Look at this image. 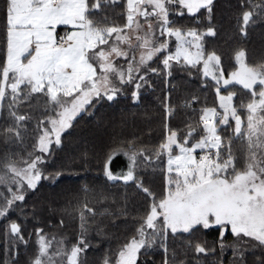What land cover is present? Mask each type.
Wrapping results in <instances>:
<instances>
[{
    "label": "snow or ice",
    "instance_id": "obj_1",
    "mask_svg": "<svg viewBox=\"0 0 264 264\" xmlns=\"http://www.w3.org/2000/svg\"><path fill=\"white\" fill-rule=\"evenodd\" d=\"M237 8L240 35L264 23V0H237ZM213 9L214 0H0V219L11 264H21L33 236L24 264H85L81 254L93 231L105 234L104 218L130 225V235L103 264H149L141 257L152 255L161 258L151 264H192L188 250L197 264L198 254L218 251L216 264H224L228 249V264H264V61L248 62L240 48L226 65L207 49L205 37L217 35ZM178 72L211 90L212 104L194 92L173 103ZM154 78L165 84L159 140L115 139L99 159L107 181L142 198L135 212L127 192L118 202L84 187L83 201L65 209L79 223L75 243L38 222L28 232L37 211L26 209L27 199L42 180L61 176L49 173L48 161L74 121L124 94L138 101ZM177 115L185 119L173 125ZM30 128L31 150L21 154L14 149ZM80 159L87 163L88 153ZM213 232L218 239L209 243ZM177 241L180 252L171 246Z\"/></svg>",
    "mask_w": 264,
    "mask_h": 264
},
{
    "label": "trees",
    "instance_id": "obj_2",
    "mask_svg": "<svg viewBox=\"0 0 264 264\" xmlns=\"http://www.w3.org/2000/svg\"><path fill=\"white\" fill-rule=\"evenodd\" d=\"M258 3L259 0H253ZM119 11V9H117ZM239 15L237 8V0H214L213 24L217 30L214 37H205V44L208 50H215L220 54L227 65L234 64V52L243 48L247 53V59L250 63H258L264 61V23H257L255 26L247 30V35L242 36L238 31L236 18ZM206 16V13H205ZM187 22V21H184ZM206 22V21H205ZM176 81L180 86L179 93H173L172 102L180 103L183 98L195 93L200 97L201 102L207 99L209 105L212 104L214 93L211 90H202L198 82L193 78L191 82L183 73H176ZM155 79L153 88L143 91L138 101L133 102L129 95L124 94L119 97V101L111 104L98 105L94 114H82V118L78 117L74 121L73 128L67 130L63 137L61 148H57L54 155L49 159V173L60 172L61 176L58 180L52 179L42 180L41 186L36 192L27 199L26 209L35 206L37 217L35 220L29 221L27 231H33V225L39 223L45 228V231L51 235H55L57 240L64 239L70 247L79 233L78 220H74L68 215L65 209L72 210L73 205L82 202L84 193L82 189L88 187L96 191L103 190L110 196L115 197L119 202L125 192H127L130 203L129 211L135 212L132 204L138 203L142 198L135 193L134 188H125L123 182L107 181L100 167L99 159L106 146L115 139L126 138L131 139L139 137L140 143L146 145L155 144L162 131V99L165 94V84L159 79ZM201 104L195 105L197 109ZM190 112L191 110H185ZM183 115H177L172 121L173 125H180L184 120ZM182 126V125H181ZM31 132L25 137L23 145L16 146L15 151L23 154L30 149ZM5 145L0 138V156L4 154ZM88 153V162L83 163L80 159L83 153ZM115 171H120L123 164L126 163L124 157L115 158ZM110 167H112L110 165ZM48 175V173H46ZM113 209L115 205H110ZM102 208L104 205H96ZM15 218V214H13ZM63 219V226L60 221ZM100 220V217H97ZM6 221L0 219V264H11V259L5 251L3 243V226ZM119 227H112L108 218H104L102 225L105 226V234L97 236L93 231L90 234V248L81 254V260L85 264H103L105 256L111 251H115L118 245L123 242L129 235L130 225L117 221ZM211 243L218 239V234L213 232L204 237ZM29 241V247L20 254L21 264L34 255L35 249L33 241ZM228 242L232 241L230 235L227 236ZM180 241L175 245L180 252ZM191 250H188V259L192 264H197ZM198 264H216L218 260V251L213 254H198ZM159 255L144 256L141 260H152L159 262ZM181 258H183L181 256ZM232 259L231 249L224 254V264ZM139 264V262H138Z\"/></svg>",
    "mask_w": 264,
    "mask_h": 264
}]
</instances>
